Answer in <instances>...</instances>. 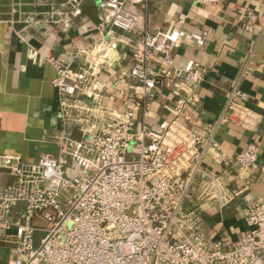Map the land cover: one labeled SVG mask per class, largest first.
I'll use <instances>...</instances> for the list:
<instances>
[{
  "label": "built area",
  "instance_id": "obj_1",
  "mask_svg": "<svg viewBox=\"0 0 264 264\" xmlns=\"http://www.w3.org/2000/svg\"><path fill=\"white\" fill-rule=\"evenodd\" d=\"M22 1L8 0L11 26ZM127 1L99 0L94 42L69 50L68 60L45 56L56 71L58 153H42L31 164L0 156V172L9 178L0 184V264H264V201L242 210L246 230L230 249L204 232L197 205L199 195L220 203L230 197L209 163L243 178L258 161L253 144L229 158L215 140L225 124L253 127L257 118L244 105L247 94L232 88L217 121L203 127L206 135L192 130L207 72L194 59L178 63L174 52L182 39L203 46L206 33H151L145 11L128 8ZM191 1L214 10L221 2ZM80 3L66 0L64 19ZM43 14L47 25L58 23L56 13ZM126 52L128 69L111 72ZM38 56L28 48L32 64ZM122 77L128 80L118 108L108 102ZM157 88L174 103L161 106L171 118L155 124ZM259 173L264 176V165Z\"/></svg>",
  "mask_w": 264,
  "mask_h": 264
},
{
  "label": "crops",
  "instance_id": "obj_2",
  "mask_svg": "<svg viewBox=\"0 0 264 264\" xmlns=\"http://www.w3.org/2000/svg\"><path fill=\"white\" fill-rule=\"evenodd\" d=\"M49 1L53 4H46ZM63 4L65 0L37 1L33 25L23 28L7 22L9 2L0 0V156L17 157L31 164L42 153H58L54 140L62 126L53 85L56 71L45 56L68 60L69 50L94 42L100 24L99 0H81L79 11L65 19L61 15ZM52 5L59 21L49 26L43 13ZM126 6L145 11L144 24L151 33L167 29L206 33L203 46L182 39L174 52L178 63L194 59L207 72L198 91L201 113L196 125L190 126L192 130L206 135L203 127L217 121L224 109L225 93L232 88L237 87L248 96L244 105L257 118L253 127L244 130L225 124L216 129L215 140L229 158L253 144L258 148V161L243 178L233 170L223 171L217 163H209L208 169L217 172L230 197L220 203L207 197L200 199L199 195L197 201L205 218L204 232L230 249L246 230L242 210L264 201V176L259 173L264 165V0H221L215 10L195 6L191 0H128ZM29 47L38 50L36 64L27 59ZM129 65L126 52L111 72L125 71ZM127 80L121 78L109 104L120 108L118 95L124 93ZM165 103L172 106L174 98L166 90L157 88L153 104L158 116L155 124L171 118L169 112L161 109ZM215 157L214 153L209 154L210 159ZM8 181L0 172V184ZM0 257L4 263L2 246Z\"/></svg>",
  "mask_w": 264,
  "mask_h": 264
},
{
  "label": "rangeland",
  "instance_id": "obj_3",
  "mask_svg": "<svg viewBox=\"0 0 264 264\" xmlns=\"http://www.w3.org/2000/svg\"><path fill=\"white\" fill-rule=\"evenodd\" d=\"M66 2V0H65ZM46 4H53L51 3V1H49V3H46ZM37 5V1L36 0H23L21 2V7H20V13H21V16H20V19L18 18V16H16V24H14V26L18 25V26H25L23 22L25 21H28L30 24H29V27L33 25V19L35 17V6ZM45 6V5H44ZM52 6H49L47 7L49 10H47L46 12L48 13H56V10H54L55 8ZM66 11H68V6L65 7ZM64 10V8H63ZM9 12V11H8ZM56 16V15H55ZM7 18H8V15H7ZM9 20V19H7Z\"/></svg>",
  "mask_w": 264,
  "mask_h": 264
}]
</instances>
